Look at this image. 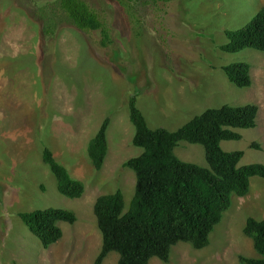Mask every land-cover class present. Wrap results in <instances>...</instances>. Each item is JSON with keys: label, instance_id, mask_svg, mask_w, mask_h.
<instances>
[{"label": "rangeland", "instance_id": "rangeland-1", "mask_svg": "<svg viewBox=\"0 0 264 264\" xmlns=\"http://www.w3.org/2000/svg\"><path fill=\"white\" fill-rule=\"evenodd\" d=\"M87 1L107 13L113 44L102 45L101 31L70 23L48 36L34 14L39 0H0V264H95L103 247L97 199L122 190L129 207L135 195L136 174L125 167L143 152L133 144L134 95L151 128L171 131L208 108L259 105L258 126L239 130L243 138L222 147L244 150L241 164L264 163V52L221 49L226 30L249 23L264 0H160L137 4L134 13L118 0ZM238 61L251 64L248 88L231 83L223 70ZM107 117L108 155L97 170L88 147ZM45 146L85 183L81 198L59 192L43 160ZM176 154L208 166L200 144L181 141ZM51 206L72 209L77 221L61 223L62 238L45 248L20 213ZM249 217L264 218L260 177L252 178L246 196L233 197L209 246L179 243L169 262L150 264H241V256L259 257L244 231ZM119 258L112 252L103 264H119Z\"/></svg>", "mask_w": 264, "mask_h": 264}, {"label": "trees", "instance_id": "trees-1", "mask_svg": "<svg viewBox=\"0 0 264 264\" xmlns=\"http://www.w3.org/2000/svg\"><path fill=\"white\" fill-rule=\"evenodd\" d=\"M118 1L134 13L137 4L155 6L160 0ZM34 10L35 16L43 20L48 36L56 35L61 23H70L86 32L101 31L105 47L114 43L107 13L87 0H39ZM226 35L228 42L221 45L225 52L246 48L264 52V6L249 23L239 29H227ZM223 70L237 87L252 86L250 63L234 62ZM129 108L135 126L133 144L143 149L142 154L125 163L136 174L135 195L129 207L122 190L97 199L95 214L103 247L95 264H103L112 252L120 255L119 264H150L154 258L169 262L179 243L206 248L211 234L231 208L233 197L246 196L252 178L264 179V163L241 164L244 150L226 151L222 147L223 141L241 140L239 130L258 126L259 105L224 104L208 108L176 131L151 128L138 107L136 95L129 100ZM110 123L111 118L107 117L89 143L88 154L97 170L103 168L108 155ZM181 141L202 145L208 166L180 159L176 148ZM252 147L260 148L256 143ZM42 154L58 181L59 192L71 199L81 198L85 183L72 176L50 147L45 146ZM20 217L45 248L62 238L61 223L77 221L72 209L53 206L21 212ZM244 231L253 239L259 257L241 256V264H264V218L249 217Z\"/></svg>", "mask_w": 264, "mask_h": 264}]
</instances>
